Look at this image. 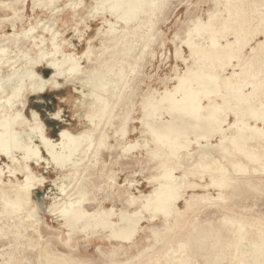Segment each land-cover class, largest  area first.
<instances>
[{
    "label": "bare ground",
    "instance_id": "6f19581e",
    "mask_svg": "<svg viewBox=\"0 0 264 264\" xmlns=\"http://www.w3.org/2000/svg\"><path fill=\"white\" fill-rule=\"evenodd\" d=\"M161 1L95 0L89 14L93 18L110 14L116 21H108V29L99 32L108 55L104 52L94 60L91 46L82 55L66 53L63 34L52 25L36 23L29 29H19L18 23L23 21L14 5L25 6L27 0H12V4L0 1L5 11L14 14L0 19V159L10 160L7 171H19L24 178L21 181L15 176V182L5 183L0 169V248H4L0 264H80L84 258L73 254L74 236L89 232V242L97 244L98 253V258L91 257L92 264H203L204 260L209 264H227L229 260H236L229 264H264V212L246 205L251 197L264 193V162H260L264 158V127L250 122H264V0H214L216 10L208 13V19L197 17L186 30V38L177 35L172 40L175 59L182 61L186 69L177 68L174 77L166 78L164 91L150 86L140 94L134 80L127 86L123 70L139 44L121 34L144 31L136 39L144 42L153 30L157 10L163 7ZM58 2L34 0L33 10H54ZM53 10L52 16L57 15L59 11ZM73 15L79 16L76 9ZM120 23L124 25L122 30H118ZM7 24L12 34L4 30ZM45 34L50 38L46 39ZM195 35H201L202 41L196 42ZM183 45L188 47L189 57L183 55ZM32 54L35 56L29 58ZM84 59L92 63L87 70L82 67ZM44 65L53 70L46 80L37 72ZM79 75H84L86 80L82 82L88 81L92 87L90 90L82 85L90 90L83 94L82 104L89 109L86 116L90 129L78 134L64 129L60 143H55L36 118L30 131L25 132L26 142L20 143L22 134L16 127L23 124L28 95L41 94L48 86L61 87L60 77L68 82ZM168 81L175 85L169 87ZM122 87L128 90L123 92ZM137 97L143 110L140 122L153 136L152 141L148 136L142 142L127 141L135 130L130 124L136 120ZM232 114L234 121H229ZM112 129L114 133L110 134ZM215 135H220L216 145L210 141ZM35 139L46 148L48 159ZM112 139L115 144L110 145ZM150 144L154 145L151 150ZM119 148L124 155L149 149L147 161L136 160L138 164L157 163L155 169L162 179L152 183L148 178L154 184L149 195L141 192L135 196L130 177L120 185L106 161L99 158L102 150L114 156ZM15 150L22 151V157L13 156ZM182 157L186 162L181 161ZM87 158L92 159L90 178L103 180L102 184L93 182L91 189L79 184L80 167ZM31 161H44L70 171L65 176L70 185L58 188L66 193L56 217L67 233L65 238L60 230L55 239H44L41 223L28 231V223L37 216L33 213L32 194L45 182L30 171ZM229 162L235 166L227 167ZM248 162L255 165L250 167ZM201 167L209 174V183L203 182L205 176L200 182L192 179L201 175ZM72 184L76 190H67ZM103 186H109L110 191L100 199L97 194ZM212 187L218 189L217 197L209 193ZM87 200L96 203L97 209L90 210ZM109 201L111 208L105 205ZM118 201L124 205L120 209ZM179 201L183 202L182 208ZM207 209L211 213L206 217L210 218L201 222L199 212L204 214ZM191 216L194 221L189 219ZM257 220L262 223H250ZM180 222L194 227L186 237L172 233ZM59 246L66 251L59 250Z\"/></svg>",
    "mask_w": 264,
    "mask_h": 264
},
{
    "label": "rangeland",
    "instance_id": "374dc122",
    "mask_svg": "<svg viewBox=\"0 0 264 264\" xmlns=\"http://www.w3.org/2000/svg\"><path fill=\"white\" fill-rule=\"evenodd\" d=\"M0 1H5L12 4V0ZM213 1L214 0H162L160 6L163 5V7L157 10L154 18L153 30L149 33V35L147 36L148 38H146L144 42H137V37L142 35L141 33H143L144 31H138L136 32V35H134L133 33L121 34V36H123L124 38L127 37L129 40L139 44V46L136 45V49L132 53V58H128V60L126 59V63H124L123 66L125 77L127 78L126 81H128L127 86H130V84L134 80V84L138 85L139 87L138 92L140 94L144 91H147L148 87L150 86L153 89H157L161 92L164 91V83L166 82V78L174 77L177 68L180 71H184L186 69V66L182 61H178L175 59V44L172 42V40H174L177 35L182 39L186 38V30L192 25L193 20L197 17H201L203 20L208 19V13L210 11L216 10V2L214 3ZM2 2H0V19H3L4 17L12 18V16H14L13 12L5 11L4 8L1 7L3 5ZM71 2L73 3V5L65 8ZM14 6L19 9L18 12L21 15L23 21V23H18L19 29H29L30 24L36 25V23H40V26L52 25L56 30L63 34L61 40L66 41V44L64 46V51L66 53L75 52L78 55H82L83 52L88 49V46H91L93 51V54L91 56L92 60H94L96 56H100L104 52V56L108 55V52L101 45L104 37L103 35H100L99 32L100 30L105 31L106 29H108V21L115 22L116 20L110 14H106L105 16L97 15L96 18H93L92 15L89 14V11L92 7L95 6V0H83L82 2L80 0H59L54 10L51 8L48 9L37 7V9L35 8L34 11V0H27L25 6L20 3L19 5L18 3H15ZM74 9H76L79 14V16H77L76 18H73ZM50 10L59 12L57 13V15L52 16V12ZM6 26L7 27L4 29L6 33L12 34V28L8 24ZM119 26L120 27H118V30H122L124 28V25L121 23L119 24ZM130 26L131 28L136 26V22L132 23ZM38 31L39 34H43L41 29H39ZM45 36L46 39L50 38V36L47 34H45ZM200 36L201 35L193 36L194 40L196 42L202 41L199 38ZM204 37H207V35ZM163 42L166 43L165 47L162 49L161 46ZM179 43V41L176 42V44ZM48 48H51L50 44H48ZM182 49L184 53L183 55L189 57L190 52L188 50V47L183 45ZM32 56H35V54L29 55V58ZM82 63V67L86 70L89 69L92 65V63H90L87 59H84ZM37 70V72L45 80L50 78L53 73V70L46 67V65L38 68ZM84 77V75L75 76L68 82L66 81V78L60 77L58 79V82L63 86L61 85V87L57 89L48 86L41 94L28 95L26 108L22 114L23 124L16 127V131L22 134L21 138L19 139L20 143L26 142L27 135L25 132L30 131V125H33L36 118L39 120L38 123L43 127L46 136L55 143H60L61 140L59 138V135L60 132L64 129L69 130L73 134H78L84 130L90 129V123L88 122L86 116L89 113V109L82 104L85 102L83 94H88L89 91L92 90V87L90 86L88 81L82 82L83 80H86V78L84 79ZM84 84L89 86L90 90L89 87L87 88V86L82 87V85ZM174 85V81H168L169 87H173ZM123 90V92H126L128 88L124 87ZM135 102L138 103H136V113H134L133 115L136 120L133 121L132 124H130V128H135V130L127 136V141L134 142L135 140L139 139L142 142L144 138L148 137L151 138L150 141H152L153 136H149V134H147V132L145 131L146 129L140 122V119L143 117L140 97H137L135 99ZM167 117L168 116L164 114L165 120L167 119ZM233 118H235V115H230L229 121H234ZM250 122L252 125L256 124L259 127H264L263 120L258 122H256L255 120H251ZM109 133L113 134V129L109 130ZM219 140L220 135H215L213 138H211L210 141L212 144L216 145L219 143ZM204 142L205 140H202L201 143L203 144ZM34 143L41 147L43 156L48 159L49 155L47 151H45L46 148L42 145L41 141L39 139H35ZM109 143L110 145L115 144L114 139L110 140ZM150 145L151 147H149V149L151 150L154 145ZM148 151L146 149H141L135 151L133 155L126 154V156L122 153V148H119L117 150V154L114 153L113 156L108 150H102L99 158H102V161H106L109 169H112V172L115 173V175L118 177V183L120 185L124 184L126 178L129 179L128 177H130V181H133L135 184L132 187V193L135 196L140 195L141 192H143L144 195H149L153 190L154 184H150L148 178L153 181L152 183H156L162 178L159 177L160 175H157V171L155 169V164L157 163L154 164V162H145L144 164H138V162H136V160L138 159H144V161H147ZM221 155L224 156L222 153ZM13 156L17 158L22 157V151L15 150ZM90 160L92 159L87 158L86 162L83 163V166L80 167L81 169L79 172V184L82 183L83 185L88 186L89 189L92 188L93 182H96V184H102L103 181L100 177L94 178V181L90 178V174L93 173L89 168V164L91 163ZM172 160H174L173 157L171 158V161ZM181 161L186 162L185 157H182ZM260 162H264V158H262ZM9 165H11V162L6 157H2L0 159V169H3L4 172L2 176L4 182L8 183L10 180L15 182V176L22 181L24 179L22 173L16 171L17 173L14 172L15 174H13L10 173V171H7V166ZM226 165L227 167L231 168L235 166V163L232 164L231 162H229L226 163ZM253 165L255 164L248 162V166L253 167ZM28 166L30 171L36 177L42 178L45 181L44 184L37 188L32 194V199L34 201L32 203L33 213H37L35 214L37 216L33 219L32 222L28 223V231H32L36 225L41 223L40 230L44 239H55L54 237L56 236L58 231H65L64 229L60 228V222L56 219V217L62 203L64 202L66 193H63V191L58 188L62 184L65 185V187L70 185V179L65 178V176L69 175L70 171L69 169L62 170L56 167L54 164H51L49 166L47 162L44 161L40 162L39 164L31 161ZM100 167L101 166H99V168ZM200 174L201 175L193 177L192 179L200 182V180H202L201 176H205V178H203V182L209 183V174L206 172L204 167L200 168ZM260 174L261 173H256V175ZM262 176H264V173L262 174ZM257 177L259 176H256L255 178ZM217 182L218 184L221 183L220 181ZM74 186L75 184H72L71 187L67 190L70 189L75 191L77 186ZM109 188V186H103L100 192L97 194L98 198H105L108 195V191H110ZM199 193L203 194L204 192L199 191ZM209 193L212 197H217L218 189L212 187L210 188ZM2 199L3 196L0 195V209H2ZM92 202L93 201L87 200L86 206L90 210H96L97 205L96 203ZM105 205L108 208L112 207L110 201ZM246 205L258 208L264 212V193L263 195H255L251 197L250 200L246 202ZM123 206V202L118 201L117 208L120 209ZM178 206L182 208L184 206L183 202L179 201ZM50 207H54L53 211H50ZM209 209L205 210L204 214L202 212H199L198 218L201 222H203L205 219L210 218L206 217V215H210L209 212L211 213ZM248 213L252 214V212L249 211ZM218 217L219 216L217 215L213 218L214 220H217ZM189 219L194 221V217L192 216ZM15 220L17 219L15 218ZM84 222L86 221L84 220ZM250 223H254L253 225H260L262 222L260 223V221L257 220ZM141 224H143V226H148L145 221H142ZM193 229L194 227L190 223L185 224L184 222H180V226L175 227V230H173L172 233H178L180 237H186L188 235V232ZM62 234L65 238V235L67 233L63 232ZM91 238L92 236L90 232L77 234V236H74L73 251H75V253L73 254L76 257H79V259L81 257L84 258L80 262V264H92L93 260L91 257L98 258V253L95 251V246L97 244H93L94 242L90 243L89 241H91ZM3 249L4 248H0V251H2ZM58 249L66 251L61 246H59ZM146 261L147 260H145L144 262ZM215 261L217 260L215 259ZM235 262L236 260H229L226 263L229 264ZM36 263L38 262L36 261L35 264ZM169 263L170 261L161 264ZM203 264H209V261L204 260Z\"/></svg>",
    "mask_w": 264,
    "mask_h": 264
}]
</instances>
